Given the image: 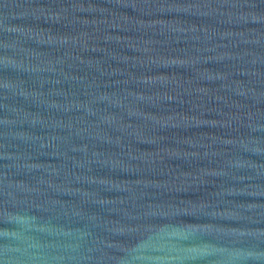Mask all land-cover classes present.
Instances as JSON below:
<instances>
[{"label":"water","instance_id":"1","mask_svg":"<svg viewBox=\"0 0 264 264\" xmlns=\"http://www.w3.org/2000/svg\"><path fill=\"white\" fill-rule=\"evenodd\" d=\"M0 264H264V0H0Z\"/></svg>","mask_w":264,"mask_h":264}]
</instances>
